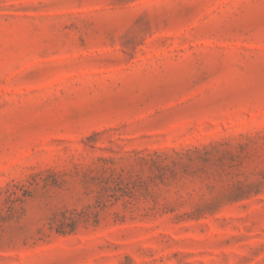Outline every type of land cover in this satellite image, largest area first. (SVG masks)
Listing matches in <instances>:
<instances>
[{
	"label": "rangeland",
	"instance_id": "rangeland-1",
	"mask_svg": "<svg viewBox=\"0 0 264 264\" xmlns=\"http://www.w3.org/2000/svg\"><path fill=\"white\" fill-rule=\"evenodd\" d=\"M0 264H264V0H0Z\"/></svg>",
	"mask_w": 264,
	"mask_h": 264
}]
</instances>
